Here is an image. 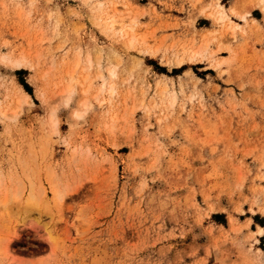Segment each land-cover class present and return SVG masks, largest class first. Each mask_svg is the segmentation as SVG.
I'll return each mask as SVG.
<instances>
[{"label":"rangeland","instance_id":"1","mask_svg":"<svg viewBox=\"0 0 264 264\" xmlns=\"http://www.w3.org/2000/svg\"><path fill=\"white\" fill-rule=\"evenodd\" d=\"M263 250L264 0H0V264Z\"/></svg>","mask_w":264,"mask_h":264},{"label":"bare ground","instance_id":"2","mask_svg":"<svg viewBox=\"0 0 264 264\" xmlns=\"http://www.w3.org/2000/svg\"><path fill=\"white\" fill-rule=\"evenodd\" d=\"M217 4L219 5L218 1H217ZM217 11L218 9L216 10V12ZM225 17H227V15L225 13H221L220 18L224 19ZM110 21H111L112 26H116L117 23L119 24L120 22L119 20L114 19V17H111ZM72 91H73L72 89H69V92H72ZM62 199H63V196L59 193L58 189L55 186H52V195L50 197L47 195L46 189H42V191L39 193L30 192L29 194H26L25 196L23 192H15V193H12L10 197H7L6 199H4L3 204L8 209H12L11 211L16 209L18 213H20V211L22 213L23 212L27 213L28 211L32 212L34 210V211H38L39 213L40 212L42 213L43 211H45V213L51 214L53 210L51 209L52 205H56V206L59 205ZM9 202L10 204H8Z\"/></svg>","mask_w":264,"mask_h":264},{"label":"crops","instance_id":"3","mask_svg":"<svg viewBox=\"0 0 264 264\" xmlns=\"http://www.w3.org/2000/svg\"><path fill=\"white\" fill-rule=\"evenodd\" d=\"M256 9V8H255ZM263 253H264V250H263Z\"/></svg>","mask_w":264,"mask_h":264}]
</instances>
